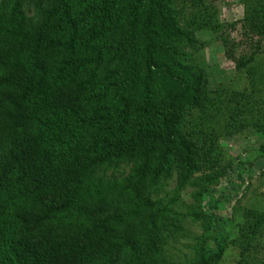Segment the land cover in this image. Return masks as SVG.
<instances>
[{
    "label": "trees",
    "instance_id": "obj_1",
    "mask_svg": "<svg viewBox=\"0 0 264 264\" xmlns=\"http://www.w3.org/2000/svg\"><path fill=\"white\" fill-rule=\"evenodd\" d=\"M196 17L181 26L173 0H0V264H220L230 246L254 264L263 215L245 212L231 235L214 214L187 259L163 245L178 217H199L173 205L202 164L225 177L194 192L213 212L242 181L208 161L186 117L209 101L182 49L196 42L189 23L209 25ZM173 173L172 196L152 199Z\"/></svg>",
    "mask_w": 264,
    "mask_h": 264
},
{
    "label": "rangeland",
    "instance_id": "obj_2",
    "mask_svg": "<svg viewBox=\"0 0 264 264\" xmlns=\"http://www.w3.org/2000/svg\"><path fill=\"white\" fill-rule=\"evenodd\" d=\"M173 6L181 26H185V20L193 14L197 15L196 22H209L205 26L190 23L187 26L196 42L193 47L183 46L182 49L190 54L193 63L204 68L209 101H204L203 115L195 108L186 117L197 121L196 129L204 134L202 138L212 157L208 161L212 159L215 167L236 166L242 178L234 199L218 205L216 212L205 200L194 196L203 186L216 191L224 188L225 177L207 178L215 169L204 165L206 163L192 174L195 183L177 191L174 211L184 214L193 211L199 217H178L179 227L165 237L163 245L172 258L187 259L193 253L194 237L204 233L201 225H209L210 233L213 232L214 216L221 215L227 220L226 228L231 235L236 232V224L243 221L245 212L250 213L249 218L264 216V132L259 127L263 123L260 113L264 112V0H173ZM238 59L248 62L237 67ZM210 98H214L215 106L210 107L213 102ZM236 101L242 105L238 114L232 112ZM205 118L209 119L207 123ZM174 177L173 173L151 198L169 199ZM259 224L262 237L248 254L254 264H264V217ZM237 259L238 249L230 246L220 264H235Z\"/></svg>",
    "mask_w": 264,
    "mask_h": 264
}]
</instances>
